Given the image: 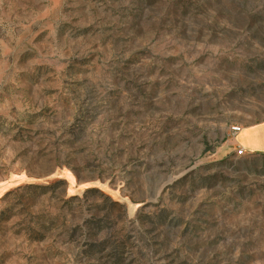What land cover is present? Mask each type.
<instances>
[{"label": "rangeland", "instance_id": "obj_1", "mask_svg": "<svg viewBox=\"0 0 264 264\" xmlns=\"http://www.w3.org/2000/svg\"><path fill=\"white\" fill-rule=\"evenodd\" d=\"M263 123L264 0H0V264H264Z\"/></svg>", "mask_w": 264, "mask_h": 264}, {"label": "crops", "instance_id": "obj_2", "mask_svg": "<svg viewBox=\"0 0 264 264\" xmlns=\"http://www.w3.org/2000/svg\"><path fill=\"white\" fill-rule=\"evenodd\" d=\"M250 137L255 138L256 142L257 141L260 142L257 146H255L254 150L255 151L259 150L263 152L264 151V123L251 126L248 128H243L235 134V142L237 143L239 148L244 149L245 152L252 153L254 152V150L251 149L248 142L247 143L244 142L245 138L248 139Z\"/></svg>", "mask_w": 264, "mask_h": 264}, {"label": "built area", "instance_id": "obj_3", "mask_svg": "<svg viewBox=\"0 0 264 264\" xmlns=\"http://www.w3.org/2000/svg\"><path fill=\"white\" fill-rule=\"evenodd\" d=\"M235 153H236V156H237V157H240V156H243V155L245 154V151H244V149H242V148H238V149L235 151Z\"/></svg>", "mask_w": 264, "mask_h": 264}]
</instances>
